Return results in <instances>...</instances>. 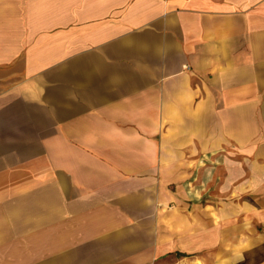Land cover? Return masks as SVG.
I'll use <instances>...</instances> for the list:
<instances>
[{
    "label": "crops",
    "instance_id": "obj_1",
    "mask_svg": "<svg viewBox=\"0 0 264 264\" xmlns=\"http://www.w3.org/2000/svg\"><path fill=\"white\" fill-rule=\"evenodd\" d=\"M263 111L264 0H0V239L264 264Z\"/></svg>",
    "mask_w": 264,
    "mask_h": 264
},
{
    "label": "rangeland",
    "instance_id": "obj_2",
    "mask_svg": "<svg viewBox=\"0 0 264 264\" xmlns=\"http://www.w3.org/2000/svg\"><path fill=\"white\" fill-rule=\"evenodd\" d=\"M25 209H27V207ZM54 225L55 223H53L52 229H55ZM2 232L3 237L0 239V264H29V262H37V259H43V257L49 256L43 251L44 247H47L48 244L52 247V256H57L54 251L58 249L59 239H54V237H16L15 232H13L10 228H5ZM49 264H75V262L66 261L64 263H60V258L56 257L53 258V262Z\"/></svg>",
    "mask_w": 264,
    "mask_h": 264
}]
</instances>
